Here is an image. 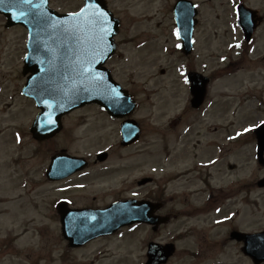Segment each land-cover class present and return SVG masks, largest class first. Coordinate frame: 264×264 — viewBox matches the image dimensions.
<instances>
[{"label": "rangeland", "instance_id": "1", "mask_svg": "<svg viewBox=\"0 0 264 264\" xmlns=\"http://www.w3.org/2000/svg\"><path fill=\"white\" fill-rule=\"evenodd\" d=\"M175 1L109 0L108 7L121 19V32L117 37L120 54L111 63L112 70L115 79L125 88H128L136 101L139 102V111L135 118L144 123L143 136L140 142L137 146L126 150L117 147L119 141L116 131L117 122L106 119L96 107L78 110L68 115L64 124L65 129H68L60 138L51 141L52 143L46 142L42 147L37 146L33 141L31 142L24 131H26L25 127L31 121L35 110L29 101L19 96V90L24 80L16 70L25 49V32L16 28L0 34V55L3 58L0 67V84L7 87L0 91V120L3 119L0 122V129L4 128L11 133L9 138L0 140L3 151L6 150L5 144L7 150L10 149L0 158V163L1 161H22L21 168L11 165L13 168L9 173L10 176L17 177L12 183V188L15 187L16 194L19 197L24 195L22 200L26 198L23 205L18 204L16 206L18 211L24 212V214H20L15 220L2 219L0 237L9 236L5 234L7 227H14L17 223L25 220H29L30 223L23 225L19 231L30 228L33 232L32 229H35L36 225L42 224L37 221L45 220L48 215L51 216L50 205L53 198L50 196V191H53L59 184L51 185L44 182L41 177V170L48 163V157L60 148H68L73 153L81 152L82 154H93L98 149H108V147L112 149L111 158L104 165V167L110 168L109 171H96L97 174L90 176L88 180L91 185L88 189L69 192L70 197L75 202L74 205L92 203L100 207L110 203L112 199L132 195L138 196L136 197L138 199L147 195L153 198L155 189L152 185L139 189L135 187L133 180L142 177V175L150 177L158 175L152 171L154 167H158L157 164L162 157L160 152L165 147L172 145L173 142H170L176 138L177 134L183 133L184 123L189 118L187 115L177 128L172 121H167L172 110L178 108L177 103L183 104L184 95H186V89L179 87L180 84L177 79L179 75L175 64L183 62L197 70L201 69L202 66L207 73L212 72V70H219L222 73L233 72L234 69L240 67V70L233 77L223 79L221 85H217L214 89V91L226 92L222 95L220 93L219 102L228 100L230 109L239 110L232 117L229 112L226 113L227 106L224 107L226 102L223 105L221 103L217 105V112L219 111L217 115L220 122L217 133H233L244 125H248L250 128L258 120L264 119V114L260 113L258 106L260 97L264 103V92L261 96V92L264 91V23L256 31L254 46L249 52V56H245L241 54L239 49L235 48L239 42L240 34L234 29H229L228 22L232 19L230 2L228 0H191L200 3L199 12L201 14L200 25L196 31L197 41L194 45V57L190 56L186 59L173 52V45L176 42L171 35L174 26L171 7ZM243 1L261 14L264 13V0ZM80 3H77V0H61L57 8L69 11L76 9ZM141 38L147 41L144 47L137 44ZM135 44L138 46L135 47ZM164 47L168 48L167 52L163 51ZM178 57L181 58L178 59ZM214 74L213 72L211 77ZM258 87L260 89H257ZM181 90L184 92L179 93ZM215 95L218 97L216 93ZM11 96H13V100H8V97ZM171 97L177 102L175 105L169 103ZM222 107L225 109L224 113H222ZM164 121L167 123L164 124ZM211 123H214V120L207 121L205 116L201 125H210ZM227 125H229V129L224 132ZM163 126L169 128L162 130ZM16 128L22 134L23 142L20 146H17L13 140V132L17 130ZM181 129L182 131L179 133ZM183 134L177 138L183 137ZM239 161L240 163L246 162L242 170L253 166L257 172L255 177L260 178L264 174L262 168L258 169L254 164L252 152L248 151V155H245L240 151ZM170 168L174 170L172 164ZM22 178L27 183L24 190L18 188ZM6 185L8 183L5 182V173L0 172V188ZM177 188L176 186L170 187L165 192L164 198H171L168 201V210L184 208L170 196ZM178 190L181 191L179 188ZM2 197L3 192L0 190V198ZM253 198L256 200L255 205L244 206V210L248 211L245 214V223L249 226L252 225V220H254L255 225L264 224V193L260 195V193L256 194L255 192ZM27 211L31 212L29 216L26 215ZM181 218L178 223L166 226L162 231L155 234L150 233L147 229H137L130 237L126 231L120 240L103 241L109 243H106L101 249H92L85 256L78 255V252L73 249H65L61 238H39L35 236V239L30 241L17 238L16 241L6 240L5 242H18L21 248L27 245L33 247L32 252L27 251L25 254L21 252L22 264H34V262H38V264H81L82 260H91L94 264H101L106 261L105 259L109 261L108 264H132L131 257H135L132 255L134 253L137 258L133 264H140V262L145 261L142 256L148 238L166 241L171 236L176 237L178 231L185 232L190 229L189 225L196 224L195 221H190L187 224V221L184 220L186 218ZM53 220H55V224H53ZM32 222L36 224H32ZM60 227L57 217L51 216L50 221L37 226L36 230L38 229L45 235L58 237ZM213 238L218 241L217 238ZM179 240V253L171 260L170 264H248L247 260L241 258L238 248L233 243H228L227 240L223 252H220L222 254L200 256L197 259L198 262L189 256L187 257L184 251L196 248L197 239L195 235L189 233L187 237ZM52 242L53 245L50 244ZM59 247L61 249L58 251ZM98 251L102 254L101 256H97ZM17 261L19 262V260Z\"/></svg>", "mask_w": 264, "mask_h": 264}, {"label": "water", "instance_id": "2", "mask_svg": "<svg viewBox=\"0 0 264 264\" xmlns=\"http://www.w3.org/2000/svg\"><path fill=\"white\" fill-rule=\"evenodd\" d=\"M180 5H184L187 6L188 4H184V3H178V6ZM104 7V6H102ZM105 8V7H104ZM190 14H188L189 16ZM91 13H90V9L87 8L86 10H84L80 16L74 18L76 21H81L83 20L84 22L81 24V29H83V41L85 44V50H89V51H93L94 49V31L92 29V25H91ZM242 22L244 23V25L246 24L247 29H249L248 24L250 22H248L247 19H242ZM181 25V24H180ZM250 34V33H248ZM36 36H40V37H44V39L42 38H37ZM61 38V42H59L58 40ZM60 38L56 36L55 32L50 30V29H42L39 28L38 29H32V37H31V47H30V60L33 61H37L39 62V60H42L43 56L46 55L45 51L47 48L50 47V45L53 44L54 48H55V54L61 56L62 54H64V49H65V45L64 43H74L76 42V37L74 35L73 32H67V33H63L62 35H60ZM106 52H104V54L102 55V58L105 57ZM93 57V55H92ZM55 63H59L61 66L60 67H55L54 68V73L56 74V82L57 84L60 86L61 90L64 89V84L63 81L64 79L67 77L70 79V84L71 86L68 87L67 91H66V97L63 99L64 101L67 102V104H74V102L79 101L77 104H75L73 107L67 109L66 111L73 109L76 106H79L81 104H84L86 102H97V100H99V98L103 97L102 94L99 93V89L96 83V78L94 79H90V75L88 74V79H87V84L84 86H78L76 83H74V78L76 76V70L74 69V65H66V62H64L63 58H60L58 60H55ZM73 63V62H72ZM34 66V64L32 65ZM37 68H35L36 71ZM100 69V68H98ZM40 72H42V69L40 70ZM39 72V74H40ZM106 91V87L104 89V93ZM98 95H97V93ZM107 95L105 93L104 98H106ZM125 108V107H124ZM134 128L132 127L131 129L127 130L125 132V137L124 140L126 142L129 141H136L137 139V133L133 131ZM134 216H142V213L140 211L137 212H133L130 214H125L123 215L121 222L118 223L116 225L120 226L122 224L125 223H133V221H136L133 217ZM101 221V219H100ZM105 222V221H104ZM108 222H105V224H107ZM114 225V223L112 224ZM83 231H85V238L87 239H91V237H94L96 235H100L102 232L108 231V232H112L113 228L110 229L109 227L104 228L103 225L95 227L93 226L92 229L90 228V230H86V228L84 227L83 229H81Z\"/></svg>", "mask_w": 264, "mask_h": 264}, {"label": "flooded vegetation", "instance_id": "3", "mask_svg": "<svg viewBox=\"0 0 264 264\" xmlns=\"http://www.w3.org/2000/svg\"><path fill=\"white\" fill-rule=\"evenodd\" d=\"M2 16L0 15V19ZM4 22V21H3ZM5 28L2 26V22L0 24V30ZM21 73V70H20ZM44 141L40 143L43 145ZM232 145V144H231ZM220 144L210 142L208 145L200 144L199 142H194L192 144H185L184 153L187 154V159H185L186 163L189 164L187 168L184 169V172L179 174L180 178L185 177L184 182L190 186L189 190L193 192L194 200L200 198L205 192L209 191L208 189H215L216 185H214L217 180V176L220 173V165H222V156L221 152L218 148ZM234 146V145H233ZM231 148L226 150V154L230 155L232 152ZM170 157V156H169ZM208 164V165H206ZM97 163H89L87 165L86 170L77 172V174L67 177L65 180H60L56 182H65L68 179L75 178L77 176L82 177L88 171L94 167H96ZM231 168V166H228ZM186 170V171H185ZM46 174V169L44 168V175ZM46 177V176H45ZM47 178V177H46ZM175 179L177 177H174ZM47 181V180H46ZM52 182V183H56ZM219 198L215 200V204H217ZM15 251V250H14ZM14 253L8 254L7 245H2L0 243V264H6L7 258L14 260Z\"/></svg>", "mask_w": 264, "mask_h": 264}, {"label": "snow or ice", "instance_id": "4", "mask_svg": "<svg viewBox=\"0 0 264 264\" xmlns=\"http://www.w3.org/2000/svg\"><path fill=\"white\" fill-rule=\"evenodd\" d=\"M5 2H6V0H0V4H4ZM31 2H32V0H17V3L19 5H29V4H31ZM13 6H15V5H13ZM83 11L84 10L82 9L81 12H83ZM21 15H23V13H21ZM98 15H99V17H103L104 16V13H99ZM176 35L179 38V32H177Z\"/></svg>", "mask_w": 264, "mask_h": 264}]
</instances>
